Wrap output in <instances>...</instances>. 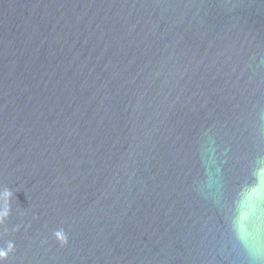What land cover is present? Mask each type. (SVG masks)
<instances>
[{
    "label": "water",
    "instance_id": "obj_1",
    "mask_svg": "<svg viewBox=\"0 0 264 264\" xmlns=\"http://www.w3.org/2000/svg\"><path fill=\"white\" fill-rule=\"evenodd\" d=\"M0 264H264V0H0Z\"/></svg>",
    "mask_w": 264,
    "mask_h": 264
}]
</instances>
